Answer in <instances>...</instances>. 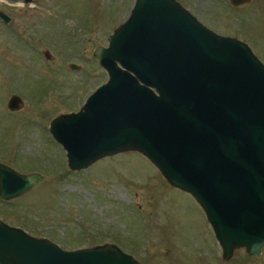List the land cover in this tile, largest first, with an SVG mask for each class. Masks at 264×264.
Listing matches in <instances>:
<instances>
[{
    "label": "water",
    "instance_id": "obj_1",
    "mask_svg": "<svg viewBox=\"0 0 264 264\" xmlns=\"http://www.w3.org/2000/svg\"><path fill=\"white\" fill-rule=\"evenodd\" d=\"M229 2L237 7L250 0ZM107 42L92 52L107 73L106 83L78 112L50 123L67 167L84 170L103 157L135 151L202 208L222 261L239 248L259 256L264 64L246 44L208 30L175 0H135ZM22 105L13 96L7 109ZM42 178L0 163V199L26 194ZM0 264L140 263L115 244L66 251L0 220Z\"/></svg>",
    "mask_w": 264,
    "mask_h": 264
},
{
    "label": "rangeland",
    "instance_id": "obj_2",
    "mask_svg": "<svg viewBox=\"0 0 264 264\" xmlns=\"http://www.w3.org/2000/svg\"><path fill=\"white\" fill-rule=\"evenodd\" d=\"M178 1H194L188 10L203 25L247 43L264 64V0L240 7L228 0ZM133 2L35 0L20 10L10 7L22 24L23 40L14 44L0 33V163L43 178L26 194L0 200V219L67 251L116 244L140 264H264V247L255 258L239 248L222 261L202 208L171 187L141 154L118 153L71 171L65 151L50 136L53 118L77 112L107 81L92 52L107 46L108 35L127 18ZM45 51L51 60L43 58ZM32 56L38 63L33 69ZM8 63L14 65L7 72ZM70 63L80 68L71 70ZM13 71L15 87L39 94L37 101L23 98L15 115L6 108L15 88L9 87Z\"/></svg>",
    "mask_w": 264,
    "mask_h": 264
},
{
    "label": "flooded vegetation",
    "instance_id": "obj_3",
    "mask_svg": "<svg viewBox=\"0 0 264 264\" xmlns=\"http://www.w3.org/2000/svg\"><path fill=\"white\" fill-rule=\"evenodd\" d=\"M176 1L185 9L186 8L190 9V8H192V6L194 7V5H195L194 1H190L191 3L190 2H185V5H182V3H180L178 0H176ZM33 3H35V0H0V12L2 14V16H0V33H3L6 36L5 38L8 39L9 41L14 42V44H15V42H22L23 33H22V30H21L22 24L20 25V20H18L16 18V16H14L12 14L11 11L13 10V8H10V7H15V9L17 8L18 10H20V7L21 8H23L25 6L28 7V6H30V4H33ZM3 4H5V5L3 6ZM229 4H230V2H229ZM246 5L247 4H242V5H239L237 7L246 6ZM11 46L14 48V47H17L18 45L17 46L16 45H11ZM29 48L32 50V52H35V49H34L33 46H30ZM44 53H48V56H49L48 58H49V60H51L50 53L48 51H45ZM34 54H36V53H34ZM36 55L41 56L40 53H37ZM34 57L35 56L31 57L33 59L32 60L31 69L35 68L36 65L38 64V63H35V60H37V59H35ZM43 58H44V54H43ZM21 59H20V65L22 63ZM45 60L48 61V59H45ZM13 65L14 64H12V63H10V64L8 63L6 65L7 72H8V70H10V67H12ZM9 74L10 75H9L8 78H9V81L11 83V85H9V87H15V85H14L15 82H13L15 77H16L15 71H13L12 73L9 72ZM7 76H8V73H7ZM13 96L18 97L20 99V102L23 105H24L23 98H25V97L33 99V100H36V101L39 99V94L37 92H35V91L34 92H29V93L22 92V88L15 87L13 90H11V92L8 95V99L6 100L7 101L6 102V108H7L8 101ZM20 110H18V111H20ZM7 111H9V110L7 109ZM18 111H15V112L9 111V112H10V114L15 115V114H18Z\"/></svg>",
    "mask_w": 264,
    "mask_h": 264
}]
</instances>
